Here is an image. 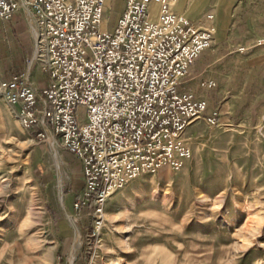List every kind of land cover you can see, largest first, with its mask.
<instances>
[{
	"label": "rangeland",
	"instance_id": "374dc122",
	"mask_svg": "<svg viewBox=\"0 0 264 264\" xmlns=\"http://www.w3.org/2000/svg\"><path fill=\"white\" fill-rule=\"evenodd\" d=\"M107 2L103 20L110 31L122 1ZM180 6L189 7L176 0L174 10L182 12ZM210 8L200 5L192 18ZM212 24L216 33L215 14ZM29 38L0 22L1 77L27 72ZM199 61L182 88L194 83ZM36 80L46 82L42 73ZM205 93L207 112L221 120L193 122L186 130L192 154L183 167L130 180L107 200L97 229L89 210L72 208L81 177L83 183L79 168L62 166L57 155L70 166L78 159L56 136L37 140L36 128H23L0 95V264H264V102L224 110L225 95ZM85 112L77 108L80 122Z\"/></svg>",
	"mask_w": 264,
	"mask_h": 264
},
{
	"label": "built area",
	"instance_id": "2783aa9c",
	"mask_svg": "<svg viewBox=\"0 0 264 264\" xmlns=\"http://www.w3.org/2000/svg\"><path fill=\"white\" fill-rule=\"evenodd\" d=\"M174 3L124 0L113 28L102 31L105 0H0V22L24 8L34 14L28 70L0 79V95L23 128H36L37 140L56 136L80 161L83 184L72 208L89 210L94 229L107 200L130 180L183 167L193 122H219L204 99L181 87L195 58L215 43L214 14L191 20ZM38 64L47 83L37 89L28 77Z\"/></svg>",
	"mask_w": 264,
	"mask_h": 264
},
{
	"label": "crops",
	"instance_id": "0c3cea01",
	"mask_svg": "<svg viewBox=\"0 0 264 264\" xmlns=\"http://www.w3.org/2000/svg\"><path fill=\"white\" fill-rule=\"evenodd\" d=\"M121 1L117 12L118 16L123 8L124 0ZM185 3L186 6H189L186 10L182 11L180 6L182 12L175 11L184 14L191 20H194L192 16L197 15L200 5L213 6L214 8H210L211 10H207V12L215 14L216 33L214 45L203 50L197 56L200 61L196 67V73L192 76L194 83L183 89L192 92L200 99H204L208 106L209 102L205 91L213 90L215 94L225 95L223 97L225 102L222 104L224 110L230 107L242 108L244 101L264 102V46L262 45L264 44V0H185ZM192 7H196V12H190ZM157 8V5L152 6V10ZM31 21H34L33 11L24 8L15 12L7 22H10L14 30L20 33L29 32ZM29 39L31 43L30 55L32 56L33 41L32 38ZM259 40L262 41L261 45H257ZM239 47H249V50L239 51ZM32 71L33 68L28 77L31 84L37 89L44 87L47 79L41 68ZM39 73L45 76V83L36 80ZM8 77L0 76V79ZM238 78L241 80L237 82ZM235 80L239 87L230 88ZM209 81L213 82L214 85L209 87L207 85ZM248 85L253 88L247 90ZM217 114L220 116V113ZM259 116L264 118V109L259 113ZM60 160L63 163L62 166L68 169L78 167V171L82 174L79 160L77 166H70L63 160L62 156ZM82 184L81 177L79 186L77 185L75 190L80 189ZM71 192H74V189Z\"/></svg>",
	"mask_w": 264,
	"mask_h": 264
},
{
	"label": "bare ground",
	"instance_id": "6f19581e",
	"mask_svg": "<svg viewBox=\"0 0 264 264\" xmlns=\"http://www.w3.org/2000/svg\"><path fill=\"white\" fill-rule=\"evenodd\" d=\"M175 3H176V0H175ZM175 3H174V5H175ZM154 5H156V4H152L151 6H150V14H151V17L153 18V19H156L157 18V15H158V12H159V8H157L156 10H152V6H154ZM107 6V0H105V7ZM31 23H32V26H34V22L33 21H31ZM99 28L102 30V31H104L105 30V20H103L101 23H100V25H99ZM215 29V28H214ZM57 161H58V163L60 164V160H59V157H58V155H57Z\"/></svg>",
	"mask_w": 264,
	"mask_h": 264
}]
</instances>
